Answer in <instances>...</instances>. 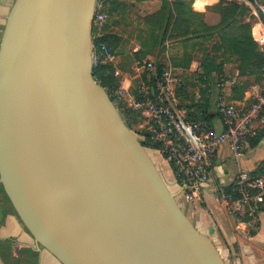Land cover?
Segmentation results:
<instances>
[{
  "label": "water",
  "instance_id": "obj_1",
  "mask_svg": "<svg viewBox=\"0 0 264 264\" xmlns=\"http://www.w3.org/2000/svg\"><path fill=\"white\" fill-rule=\"evenodd\" d=\"M95 0H15L0 45V182L61 264H224L93 77Z\"/></svg>",
  "mask_w": 264,
  "mask_h": 264
},
{
  "label": "crops",
  "instance_id": "obj_2",
  "mask_svg": "<svg viewBox=\"0 0 264 264\" xmlns=\"http://www.w3.org/2000/svg\"><path fill=\"white\" fill-rule=\"evenodd\" d=\"M119 1L126 5V0ZM127 1L135 4L137 8L153 7L152 10L143 13L144 16L161 7V0ZM179 1L183 2L188 21L195 20V11H199V16L208 25H215L220 20L218 12L206 9L218 3L219 0H209L202 4H198L197 0H168L171 6ZM14 2L15 0H0V45L7 16ZM253 16L251 34L255 40L254 26H260L261 22L258 16L254 14ZM124 25L118 21L111 26L112 31L119 37L114 48L112 65L122 72L119 80L134 94L140 82L145 79L146 71L142 68L143 61H152L155 67L158 64L162 65V71H169L171 76L177 79L175 86H185L184 89L195 91L199 87L197 73L200 72L199 63L203 52L219 54L212 50L216 37L209 40L201 39L197 43H194L195 40H185V37H167L162 41L163 36L153 38L152 30L147 24H143L142 28L134 34L125 31ZM192 26H194L193 23ZM188 57L191 58L188 67L177 65V62L186 60ZM222 70L223 77L217 79L215 83L200 84L202 89L208 87L202 100L207 99L209 104L211 102L208 121L216 130H221L223 127L221 117L216 110L217 103L245 104L249 99L248 88L259 84L253 77L240 75L237 62L232 59L230 61L226 59L223 62ZM246 82L249 84L243 87L242 85ZM182 93L185 95V91ZM199 96L200 94L197 93L194 101H197ZM183 102L189 105L192 103L191 99H184L181 104ZM258 132L259 130L256 131ZM262 160H264V137L255 146H251L248 139L238 160L234 158L227 144L221 145L211 167L210 178L199 190L198 200L187 204L186 211L183 210L194 228L211 240L224 264H264V206L254 218H250L248 215L243 216L233 212L219 199L218 195L219 187H227L233 181L239 166L252 172L257 170ZM166 167L168 168V165ZM168 172L172 175L171 169L168 168ZM4 192L0 182V264H61L49 251L36 243Z\"/></svg>",
  "mask_w": 264,
  "mask_h": 264
},
{
  "label": "built area",
  "instance_id": "obj_3",
  "mask_svg": "<svg viewBox=\"0 0 264 264\" xmlns=\"http://www.w3.org/2000/svg\"><path fill=\"white\" fill-rule=\"evenodd\" d=\"M249 7L259 17V37L255 40L264 52V0H235ZM109 0H95L91 16V28L100 30L106 22L105 8ZM92 34L91 61L112 63V53L104 41L94 43ZM147 76L140 82L136 93L120 81L113 89L112 102L124 122L136 119L130 128L140 142L147 140L163 161L171 162L176 197L188 203L198 200L201 186L210 178L217 150L227 144L236 160L244 150L247 140L264 128V80L248 88L245 104L218 102L216 110L222 121V129L216 130L208 120L193 123L186 117L176 93V78L169 71L157 73L152 61H143ZM112 74L121 77L114 68ZM107 91V90H106ZM147 148V147H145ZM163 156H166L164 158ZM170 166V165H169ZM219 199L233 212L254 218L264 206V174H253L238 167L233 181L227 187H219Z\"/></svg>",
  "mask_w": 264,
  "mask_h": 264
},
{
  "label": "trees",
  "instance_id": "obj_4",
  "mask_svg": "<svg viewBox=\"0 0 264 264\" xmlns=\"http://www.w3.org/2000/svg\"><path fill=\"white\" fill-rule=\"evenodd\" d=\"M125 8L126 5L121 1L109 0L104 10L106 14L104 26L100 30L95 28L92 29V34L96 36L94 38V43L104 41L112 53H114V48L118 43L119 37L112 31L111 26L117 24V16H119ZM206 9H211L219 13L220 20L217 24H206L201 16H199V11H195L194 16L196 18L193 22L190 20L188 21L186 17L187 11L184 9L183 2L179 1L171 6L168 0H161L160 9L144 16L143 21L144 24H147L151 28L153 38L163 36L162 41L167 37H185V40H195L194 43H197V41L201 39L209 40L210 38H217L212 50L219 52V54H211L210 51L203 52L202 54L199 63L200 72L197 73L200 82L206 85L207 83H215L217 79L223 77V62L226 59L229 61L232 59L237 62V69L240 75L253 77L254 81L257 83L262 80L259 83L261 84L264 80V52L260 50L251 34L254 16L249 13V7L235 0H219L218 3ZM115 16L117 18H115ZM192 23L194 26H192ZM218 58L220 59L218 60ZM190 62L191 58L188 57L186 60L177 62V65L188 67ZM114 68L112 63L109 62H98L92 65L94 79L107 90L111 100H113V98L110 92L117 88L120 83L119 77L112 74ZM162 70V65L158 64L156 66L157 73L160 74ZM144 76V78H146L147 72ZM248 84L249 82H246L245 85L242 86L245 87ZM200 90L204 92L203 94H206L208 87L201 88ZM180 106L182 107V104H180ZM183 108L189 120H194L190 115L191 109L194 113H199L196 120H208L210 117L209 102L207 99L201 100V102L196 105H189ZM125 123L131 128V124H135L136 119L133 118L131 121H126ZM263 137L264 128L253 137L249 138V144L255 146ZM141 144L144 147H150L147 140L142 141ZM151 148H158V146L154 145ZM163 157L166 158V156ZM169 165L170 168L174 167L171 162H169ZM251 173L264 174V160L259 163L257 170ZM4 194L7 197L5 192Z\"/></svg>",
  "mask_w": 264,
  "mask_h": 264
},
{
  "label": "rangeland",
  "instance_id": "obj_5",
  "mask_svg": "<svg viewBox=\"0 0 264 264\" xmlns=\"http://www.w3.org/2000/svg\"><path fill=\"white\" fill-rule=\"evenodd\" d=\"M125 2H126V5L127 4H129V5L125 8V10L119 16H117L118 18L116 16H115V18H117L118 21H120L122 24H125L124 25L125 31H129L132 34H134L137 30L141 29L142 25L144 24V21L142 20V18L144 16L143 13L147 12L148 10H152L153 7L150 9L145 7V6L142 8H137L135 6V4H133L127 0ZM250 14L253 15L252 13H250ZM253 19H254V17H253ZM256 26H259V25H256ZM255 28H254V30H255ZM138 33H141V32H138ZM261 81L262 80H260V82ZM200 84H202V82L198 81L197 85H199V87H198V89L196 88L197 90H195V91L194 90H188V88L184 89L183 87H185V86H176L178 97H180L181 102L184 99H188V100L191 99L192 103H190V105H196L199 102H201V100L205 94H203L204 92H202L200 90L202 88V86H200ZM183 90L185 91V95L182 93V92H184ZM196 92L199 93L200 96H199V98H197V101H194V99H195L194 97L197 95ZM183 97H184V99H183ZM187 106H189V103H185V102L182 103V107L186 108ZM209 107H211V102L209 104ZM198 114H199L198 112H196V113H194L193 111L190 112V115L194 119L193 123H196L195 121L197 119ZM130 127H132V124ZM146 149H147L151 159L153 160L155 166L157 167L158 171L160 172L163 179L165 180L169 189L172 192H175L176 186L174 185V183L172 181L173 176L170 175V173L168 172V168L170 169L169 164L167 162L163 161L162 157L155 150H153L149 147ZM167 165H168V168L166 167ZM176 199L179 202L181 208L186 211V205L189 203L180 197H176Z\"/></svg>",
  "mask_w": 264,
  "mask_h": 264
},
{
  "label": "bare ground",
  "instance_id": "obj_6",
  "mask_svg": "<svg viewBox=\"0 0 264 264\" xmlns=\"http://www.w3.org/2000/svg\"><path fill=\"white\" fill-rule=\"evenodd\" d=\"M213 1V0H212ZM204 2H209V0H197L198 4H202ZM259 31H260V26H256L255 30H254V35L256 36V38L259 37ZM189 109V108H188ZM193 115V114H192ZM192 117V116H191ZM218 118V117H217ZM189 119V118H188ZM8 198V197H7ZM7 203V202H6Z\"/></svg>",
  "mask_w": 264,
  "mask_h": 264
}]
</instances>
